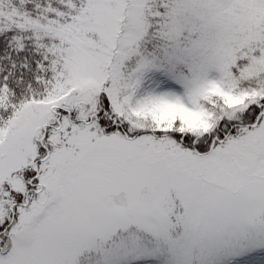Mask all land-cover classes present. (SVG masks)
Here are the masks:
<instances>
[{
  "label": "snow or ice",
  "instance_id": "1",
  "mask_svg": "<svg viewBox=\"0 0 264 264\" xmlns=\"http://www.w3.org/2000/svg\"><path fill=\"white\" fill-rule=\"evenodd\" d=\"M0 264H264V0H0Z\"/></svg>",
  "mask_w": 264,
  "mask_h": 264
}]
</instances>
